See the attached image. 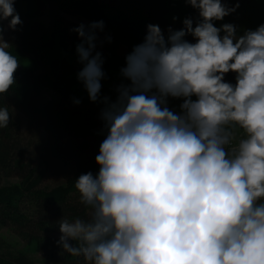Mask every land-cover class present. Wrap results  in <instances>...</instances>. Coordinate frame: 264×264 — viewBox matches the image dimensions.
I'll return each instance as SVG.
<instances>
[{
  "label": "clouds",
  "instance_id": "obj_1",
  "mask_svg": "<svg viewBox=\"0 0 264 264\" xmlns=\"http://www.w3.org/2000/svg\"><path fill=\"white\" fill-rule=\"evenodd\" d=\"M185 2L198 10L195 24L185 18L167 37L148 24L120 70L129 83L114 102L101 101L99 172L74 180L88 216L57 221V244L83 264H264V24L238 34L214 22L239 3ZM14 3L0 0V21L13 30L22 23ZM103 28L71 29L80 39L77 79L92 102L105 76L95 51ZM10 46L0 35V95L20 66ZM229 72L235 84L225 81ZM169 97L182 100L179 112ZM9 122L0 107V128Z\"/></svg>",
  "mask_w": 264,
  "mask_h": 264
},
{
  "label": "trees",
  "instance_id": "obj_2",
  "mask_svg": "<svg viewBox=\"0 0 264 264\" xmlns=\"http://www.w3.org/2000/svg\"><path fill=\"white\" fill-rule=\"evenodd\" d=\"M46 3L48 24L37 16ZM14 7L22 23L10 28L8 50L20 66L13 86L0 95V107L7 106L10 113L9 125L0 128V226L52 264H83L82 258L62 252L59 237L52 233L59 231L57 221L63 215L87 218L89 210L80 203L74 180L87 172L98 174L95 158L107 135L100 117L105 107L101 101L108 97L114 102L117 88L129 81L120 71L125 60L115 62L112 52L101 53L105 76L100 100L90 101L77 79L83 67L76 53L80 39L71 29L79 25L65 14L103 21L108 36L122 40L130 53L143 42L148 24H158L167 37L168 28L181 29L185 18L191 17L195 24L198 10L185 0H15ZM214 24L218 27L217 21ZM185 39L196 42L191 35ZM235 77L229 72L224 79L235 84ZM43 87H51L56 95L41 98ZM170 103V110L180 111ZM49 175L57 180L53 185L44 183ZM10 176L18 180L1 182ZM0 264L38 263L0 234Z\"/></svg>",
  "mask_w": 264,
  "mask_h": 264
},
{
  "label": "rangeland",
  "instance_id": "obj_3",
  "mask_svg": "<svg viewBox=\"0 0 264 264\" xmlns=\"http://www.w3.org/2000/svg\"><path fill=\"white\" fill-rule=\"evenodd\" d=\"M222 3H227L229 7L235 6L236 3H239V8L229 16H226L224 20L217 21L218 27L221 26V24L224 23H232L238 27V34H243V30L251 29L255 30L259 25L264 24V0H222ZM45 24H48L49 22V16H48V3L45 4V7L41 10V12L37 15ZM65 17L67 19H70L78 25L84 24L85 26L92 23L89 19L85 17H80L76 15H70L65 14ZM3 32L2 38L3 40L8 42V37L10 36V28L8 27L9 22L7 20H3ZM97 40L95 51H98L100 53L108 54L111 53L115 57V62H122L125 60V55L128 52V47L122 40H112L110 39V42H108V34L106 33V30L103 28L102 31L96 30ZM78 36V35H77ZM80 43V41H79ZM95 54V53H93ZM41 98H51L56 95L55 91L51 87H43L40 90L39 93ZM195 99V97H193ZM168 101H171L170 105L176 107L179 106L182 103L181 99L176 98H168ZM179 108V107H178ZM102 107L100 109V117H101V111ZM22 117V123H23V129H25V117L21 115ZM102 120V119H101ZM238 131V135H239ZM43 134L40 133V136ZM18 178L16 176H10V177H2L1 182L2 183H12L16 182ZM57 180L49 175L45 179V184L53 185ZM0 234L2 237H4L10 244H12L16 249L22 250L26 252L28 256H30L35 262L38 264H52L51 262L47 261L42 257L40 253L37 252H31L26 249L25 242L23 239L12 232L9 228L0 226ZM53 236L59 237L61 234L59 231L53 232Z\"/></svg>",
  "mask_w": 264,
  "mask_h": 264
},
{
  "label": "built area",
  "instance_id": "obj_4",
  "mask_svg": "<svg viewBox=\"0 0 264 264\" xmlns=\"http://www.w3.org/2000/svg\"><path fill=\"white\" fill-rule=\"evenodd\" d=\"M242 133H239V135H241Z\"/></svg>",
  "mask_w": 264,
  "mask_h": 264
}]
</instances>
